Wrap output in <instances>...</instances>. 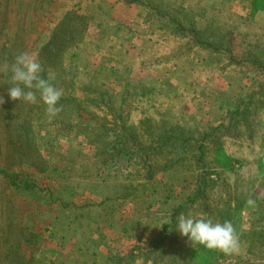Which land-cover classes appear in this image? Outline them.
Here are the masks:
<instances>
[{
    "label": "rangeland",
    "instance_id": "rangeland-1",
    "mask_svg": "<svg viewBox=\"0 0 264 264\" xmlns=\"http://www.w3.org/2000/svg\"><path fill=\"white\" fill-rule=\"evenodd\" d=\"M151 1L156 9L146 0H0V68L26 52L46 63L49 82L62 95L86 105L79 114L57 106L50 119L38 93L34 104L11 99V72L0 71V245L16 247L26 233L85 235L105 194L120 192L130 204L126 231L143 249L170 222V210L204 180L203 192L194 196L197 204L187 205L167 232L165 258H145L138 248L125 255L124 264H182L193 245L176 230L181 215L232 223L238 251L216 249L217 258L207 264L263 263L258 241L264 238V0ZM136 9L139 22L119 33L143 39L144 71L111 62L113 51H104L107 40L100 31H118L111 15L130 18ZM183 28H193L217 48ZM100 79L110 108L99 106V96L85 101L76 87ZM69 84L76 88L67 90ZM152 91L166 94L169 113L161 112L162 98L150 102ZM214 126L219 130L212 131ZM151 130L161 138L212 131L204 142V165L195 161L196 144L172 137L158 145ZM228 137L243 143L229 144ZM123 139V151L110 160ZM128 150L134 151L125 161ZM219 152L226 159L218 161ZM83 260L92 264V258Z\"/></svg>",
    "mask_w": 264,
    "mask_h": 264
},
{
    "label": "crops",
    "instance_id": "crops-1",
    "mask_svg": "<svg viewBox=\"0 0 264 264\" xmlns=\"http://www.w3.org/2000/svg\"><path fill=\"white\" fill-rule=\"evenodd\" d=\"M133 11L134 13L130 18L119 14L111 15V18L117 23L118 31L107 33V30H102L101 28V35L105 36L107 40L103 48L104 51H113L114 55L112 54L113 60L111 59V62L128 66L132 70L140 67L141 71H144L143 39L138 33H133L129 36H122L119 33L120 28L131 29L133 23L138 21L137 9ZM157 92L152 91L150 93L148 96L150 102L154 104L152 99L162 98L164 106L161 112L164 114L169 113V99L165 97V93ZM157 111L159 110L154 108V106L150 109L153 115L158 114L159 112ZM184 113L187 119L191 118L190 111L185 109ZM225 139L228 140L229 144L231 142L243 143L233 137ZM228 154L231 160L236 158L233 153L229 152ZM260 161L264 163V154L260 156ZM160 198L162 197L158 199ZM127 202L126 195L120 194V192L116 196L110 193L105 194L103 202H100L103 208L101 207L97 215L95 214L91 218V226L85 235L79 234L81 232L76 234L74 231H70L67 234L61 231L54 232L53 230L52 233L44 231L23 234L17 237L16 247L12 242L9 245L1 244L0 264H84V258H92V264H110L109 258L113 256L121 258L122 264H124L125 255L128 252L135 253L137 246L141 244L140 240L132 234L129 235L126 231L125 221L127 214L125 206L130 205ZM131 204L130 207L135 206L133 203ZM234 223H237V219H235ZM3 237L7 239L6 235ZM10 240L14 241L15 239L11 237Z\"/></svg>",
    "mask_w": 264,
    "mask_h": 264
},
{
    "label": "trees",
    "instance_id": "trees-1",
    "mask_svg": "<svg viewBox=\"0 0 264 264\" xmlns=\"http://www.w3.org/2000/svg\"><path fill=\"white\" fill-rule=\"evenodd\" d=\"M134 2L136 3H140L142 2V0H133ZM141 4V3H140ZM146 5L151 7V8H157V6H153L152 4V1L151 0H146ZM158 10V9H157ZM167 16V18L171 21H173L174 17L173 16H170L166 13H163ZM164 15V16H165ZM107 23V21H105ZM101 22V25L104 26V23ZM184 29V28H183ZM185 31L195 35L196 34V30H193V28H185L184 29ZM195 37H197L195 35ZM196 40L199 42V43H203L205 44L206 46L208 47H212V48H217L216 45H213V44H210L209 42H205V41H202L201 39H199L198 37L196 38ZM42 66V73H41V76L42 75H45V78L44 79H47L49 80V76H47V70H46V63H42L41 64ZM60 67V72L63 69V66L62 64L59 65ZM125 68V67H123ZM112 69H114V67H112ZM43 78V77H42ZM105 80H102L100 79L96 84L94 85H91L89 82H82V84H79L76 86V87H79V91L82 92V95H83V99L85 101H89V100H93V101H96L95 98H91L93 97L94 95L95 96H99L101 100H99V106L101 108H104V107H108L110 108V95H106V92L102 91V85L104 83ZM73 83V82H72ZM80 85V86H79ZM75 86L69 84L66 88L67 90L69 89H75L76 88ZM93 95V96H92ZM90 96V97H89ZM83 101L81 100H78V99H74L73 97H71L70 95H62L57 106H69L72 110H75L78 114L80 112V107H85L86 105L83 103ZM235 113H240L239 109L235 110ZM230 123H232L231 121H229ZM104 124V122H103ZM221 126V125H220ZM220 126H214V128H212V131L216 132L217 130H219ZM227 129L229 128H232V125H226L225 126ZM110 129L109 128H106L105 129V135L106 133L109 131ZM152 131V130H151ZM212 131L211 132H204L202 133L199 137L195 136V135H180V137H178L181 141V144H186V143H190L192 142L193 144H196L197 145V154L195 155V161L199 164V165H204V157H205V141L210 139V136L212 135ZM151 137H153L152 139H154V141L157 142L158 145H163L165 143L168 142V140H170V138L172 137H175L177 138L176 136H173V135H170V134H166L164 136V138H161L163 137L161 133H158V134H155L153 133V131L151 132ZM104 136V135H103ZM128 136H129V140L131 141V145L134 146L136 143H134V139H133V136L131 133H128ZM189 140H192V141H189ZM127 143V140H120L118 142V146H115L114 147V150L117 151V154L115 155H112L110 157V160H113V161H116V159H118V153L122 152L123 151V147H125V144ZM205 144V145H204ZM120 145V146H119ZM118 147V149L116 148ZM120 147V148H119ZM129 151V152H128ZM128 151H125L124 152V157L126 158L125 161L128 160V153H131L133 152L134 150H128ZM223 156V157H222ZM216 158L217 160L219 161L220 159H226V156L224 155L223 152H219L217 155H216ZM230 158V157H229ZM200 175V176H199ZM198 176L201 177L202 175L199 174ZM203 177V176H202ZM201 177V178H202ZM203 186H204V180H199L198 181V188L192 192V196H190L189 198H187V200L185 201V203L181 204L180 206H176L174 208H172L169 212V215L171 216L170 218V222H166L162 225L160 231H158V234L155 236V237H151L145 244V246L143 247L144 249V256L145 258H148L149 256L152 257L151 260H156V259H164L165 256H166V252H165V249H164V244L165 242L169 239L166 234L167 232L170 230V228L173 227L174 223L176 222V216H178L182 211H185L186 209V206L187 205H191V206H194L196 205V201H195V194H199V193H202L203 192ZM194 193V195H193ZM173 229V228H172ZM263 237V236H262ZM169 241V240H168ZM262 247V251H260V254L262 255V259H263V263L264 264V238H261V240L258 241ZM139 250H141L142 248L138 247ZM137 248V249H138ZM136 249V250H137ZM142 249V251H143ZM174 257V254L172 255ZM217 252H216V249H207L205 248L204 246L202 245H193L192 247V250L189 251V254L188 256H186V258L184 259L185 261L182 262V264H194V263H197V262H200L201 264H207L211 261H215V259L217 258ZM176 257V256H175ZM110 260V264H122V260L121 258H118V257H110L109 258Z\"/></svg>",
    "mask_w": 264,
    "mask_h": 264
},
{
    "label": "clouds",
    "instance_id": "clouds-1",
    "mask_svg": "<svg viewBox=\"0 0 264 264\" xmlns=\"http://www.w3.org/2000/svg\"><path fill=\"white\" fill-rule=\"evenodd\" d=\"M0 71L11 72L12 86L7 89L11 99L34 104L37 102L38 93L40 99L47 105L49 118H54L58 114L60 109L57 104L62 92L49 80L42 78V66L33 56L22 52L15 57L10 66L4 65ZM0 103H3L2 98ZM176 230L187 237L191 245H202L207 249H217L225 254H231L239 249V237L229 221L214 223L211 219L181 215L178 218Z\"/></svg>",
    "mask_w": 264,
    "mask_h": 264
}]
</instances>
